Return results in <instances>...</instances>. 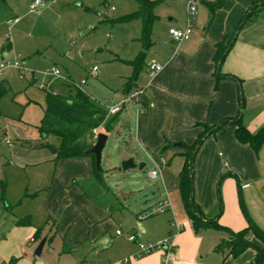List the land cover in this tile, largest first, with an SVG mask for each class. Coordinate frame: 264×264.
<instances>
[{
    "label": "rangeland",
    "instance_id": "1",
    "mask_svg": "<svg viewBox=\"0 0 264 264\" xmlns=\"http://www.w3.org/2000/svg\"><path fill=\"white\" fill-rule=\"evenodd\" d=\"M187 2L161 0L154 10L159 18L153 25V32L158 23L164 24L171 17L183 15ZM4 3L6 7L0 6V60L18 61L22 69L7 67L0 73V83H4L7 89L0 99V203L6 206L4 216L0 218V232L6 231L3 227L16 218L30 219L33 226L56 232L40 256L34 253L41 240L33 242L32 251L29 250L31 264L35 261L47 264H109L125 259L131 249L138 248L126 234L116 236L111 249L88 241L87 245L74 244L85 233L83 216L76 210L78 207L68 204L71 198L68 193H74V190L68 191L69 186L74 184L82 193H88L94 201L107 207L106 214L115 223L111 230L113 237L116 228L125 231L141 222L143 227L147 223L149 231V237L145 236L143 241L159 242L172 235L169 231L171 221L178 222L186 225L179 233L181 237L192 229L193 237L201 240V249L208 263L218 255L210 249L211 242L223 238L217 247L224 245L222 250H218L224 251L220 253V261L223 262V255L230 252L225 246L229 233L219 228L209 232L205 228L207 231L201 229L202 232L196 233L183 202L180 175L187 159V147L171 144L163 151H145L136 140L137 112L131 103H127L119 122L114 123L111 130L102 125L91 139L94 145L98 133L108 135L102 153L103 181L89 174L81 162H74L82 161V158L56 160L51 147L41 146H58L61 142L58 135L42 136L39 131L46 90L66 95L70 86H78L107 106L119 102L125 95L122 88L133 75L134 68L122 59L132 60L142 49L139 38L143 21L124 22L118 21V18L136 11L138 2L43 0L36 10H31L32 0H0V5L4 6ZM14 16L21 17V21L9 25L7 19ZM95 66L98 71L93 70ZM56 69L60 70V74H55ZM143 78L144 71L138 81L140 86L146 84ZM85 79L87 83L82 84ZM241 88L245 98L242 82ZM231 136L221 134L219 137L216 132V138L206 147L210 156L219 162L216 168L221 169L215 182L216 195L221 196L223 206L229 211L227 216L234 222L240 214L250 224L249 216L254 222L257 219L263 225L256 221L257 226L264 231V145L259 151L252 149L254 165L248 166L258 174V179H242L232 173L235 171L228 158L232 151ZM148 154L158 161L161 157L166 160L161 163V174L157 179L147 174L155 167ZM129 158H133L137 166L124 171L121 164ZM141 162L146 163L143 169L139 168ZM246 182H249L247 186H243ZM166 200L170 202L169 208L140 222L137 220L139 212L158 207ZM65 209L66 219L62 221ZM67 222L73 227L69 229ZM249 231L264 242L253 230ZM177 233L174 232L173 236ZM178 238L176 244L180 247ZM63 247L69 252L63 253ZM191 249L192 246L188 247L189 251ZM23 250L28 251L25 247ZM154 252H162L164 257L163 251Z\"/></svg>",
    "mask_w": 264,
    "mask_h": 264
},
{
    "label": "crops",
    "instance_id": "2",
    "mask_svg": "<svg viewBox=\"0 0 264 264\" xmlns=\"http://www.w3.org/2000/svg\"><path fill=\"white\" fill-rule=\"evenodd\" d=\"M255 1L262 0H226L213 17L211 5L205 0L200 1L192 35L182 42H175L169 34V29L185 27L187 5L183 15L171 17L166 23L156 25L155 33H152L153 45L146 58L147 66L143 78L146 84L144 86L138 84L139 87L144 88L142 101L146 111L143 114L137 113L136 140L145 151L146 149L163 151L171 144L182 148L187 147L189 150L200 133L204 131V123L213 126L226 118L236 117L240 111L243 123L251 132L258 131L264 125V7L252 21L247 22L241 28L219 70L215 61L217 43L230 40L239 22ZM0 6L6 7L7 5L4 3V6ZM14 17L7 19V23ZM19 22L8 24L13 25ZM7 47L9 48V45ZM152 62L160 63L163 68L152 79H147L146 71ZM220 73L234 74L241 79L245 93L243 105H241L238 92L241 87L239 81L232 77H223ZM0 85L4 86V83ZM214 134L207 136L196 147L192 174L194 200L200 207L204 219H216L219 224L233 231H240L249 226L248 222L242 219L240 214L235 222L228 217L227 207L223 206L221 196L216 195L215 182L221 174V169L216 168L219 162L217 163L210 156L209 149L206 148L208 143L217 137V135L214 137ZM217 134L219 137L221 134L232 135L230 137L232 151L228 155L235 171L232 173L242 179L257 180L258 174L248 167L254 165L253 148L250 144L237 139L236 124L229 122L223 125L217 130ZM220 156L223 157L224 154L220 152ZM74 162H81L87 168L88 173L94 175L91 157H84L82 161L74 160ZM225 165L228 166L227 163ZM248 183H244L243 186H247ZM71 190H74V193H68L71 195L68 204L78 207L76 210L82 214L85 225L84 235L74 244L82 246L87 245L88 242L100 243L104 248L110 247L111 249L116 242V236L119 235L117 234L119 228H116V235L113 237L111 230L115 227V223L107 216V207L94 201L88 193H82L80 188L74 184L69 186L68 191ZM221 201L222 211L220 210ZM4 208L6 211V206L0 203V218L4 216ZM65 219L66 209L62 221ZM20 220L17 218L12 220L8 226L3 227L6 231L0 232L1 264H31L29 252L32 251L33 242L36 243L46 237V246L56 233L52 229L49 232L41 230L40 238L36 239L38 228L33 226V223L32 225L19 224ZM137 220L140 222L138 216ZM256 221L259 223L257 219ZM140 223L129 226L128 229L122 231L121 235L128 236V234L136 233L142 240L145 236L149 237L147 223L144 227ZM192 223L191 219V227L195 231ZM171 225L172 228L169 231L174 237L176 260L170 264H253L256 258L257 252L254 248H248L240 255L233 256L229 247L230 252L223 255V262H221L220 253L224 251L220 252L217 249L219 241L223 239L220 238L218 242H211V247L208 246L218 254L208 263L201 249V240L193 237L192 229L187 230L186 234L181 237L179 233H182L186 225L182 224L183 228L179 232L172 221ZM66 226L70 229L73 224L67 222ZM207 229L202 231L209 232L215 228ZM174 232H178V235L173 236ZM177 238L180 239V247H177ZM246 238L264 249V242L255 237L252 231L247 232ZM190 246L192 249L189 251ZM23 247L28 251L25 252ZM68 252L63 247V253ZM11 258H17V260L10 263ZM162 259V252L141 256L138 247L131 249L129 256L125 259L109 264H162ZM34 264L47 263L35 261Z\"/></svg>",
    "mask_w": 264,
    "mask_h": 264
},
{
    "label": "trees",
    "instance_id": "3",
    "mask_svg": "<svg viewBox=\"0 0 264 264\" xmlns=\"http://www.w3.org/2000/svg\"><path fill=\"white\" fill-rule=\"evenodd\" d=\"M136 1L138 2V9L136 11L118 18V21L124 22L135 19H142L143 21L142 35L139 38L142 43V49L134 59L124 61L134 68L133 75L129 77L123 85L122 91L124 94H128L133 88L138 86L139 78L143 71L146 70V58L153 45V25L158 18L154 10L159 2H161V0ZM205 1L211 5V15L213 17L226 0ZM263 7L264 0L255 1L239 22V25L230 40L217 43L215 61L218 70L232 47L233 42L236 40L241 28L247 22L252 21L254 16H256ZM221 76L235 78L240 84L242 82L241 79L234 74H221ZM6 90L5 86L0 85V99ZM239 93L241 105H243L244 96L241 87ZM120 115L121 112L117 114H109V109L106 104L102 103L81 87L70 86L69 93L66 95L54 90H46V104L43 117L38 125L39 131L42 136H48L50 134L58 135L61 138V142L58 146L53 144H41V146L51 147L56 154V160L62 158L91 157L94 175L97 179L103 181L104 172L101 173L97 170L95 155L93 153H88L87 150L93 146L91 139L94 137V129L104 125L107 130H111L114 123L119 122ZM229 122H234L236 124V136L240 142L250 144L255 151H259L262 145H264V125L260 127L258 131L251 132L242 121L241 111L236 117L226 118L219 124L213 126L204 123V131L200 133L196 142L187 151V160L180 175L181 195L187 212L193 221L195 231L198 232L201 229L210 227L226 230L229 233L230 240L227 241L225 246L231 248L233 256L240 255L248 248H254L257 254L253 264H264V249L246 238L247 232L253 230L259 238L264 240V231L260 229L248 215L249 226L240 231H233L229 227L219 224L216 219H204L200 207L194 200L192 171L196 147L199 146L207 136L216 133L220 127ZM4 191L5 189L3 188L2 194L5 197ZM222 208L221 201V211ZM18 223L32 225L30 219H22L18 221ZM40 233L41 228H38L36 239L40 238ZM223 246L219 247L218 250H222ZM16 260L17 258H13L11 261L14 262Z\"/></svg>",
    "mask_w": 264,
    "mask_h": 264
},
{
    "label": "built area",
    "instance_id": "4",
    "mask_svg": "<svg viewBox=\"0 0 264 264\" xmlns=\"http://www.w3.org/2000/svg\"><path fill=\"white\" fill-rule=\"evenodd\" d=\"M202 0H188L187 2V13H186V23L185 27L179 28V27H171L169 29V34L171 38L175 42H182L184 40H188L193 32L194 28V20L196 19L198 15V3ZM43 0H32L31 3V10H36L37 7H39L42 4ZM21 20L20 17H14L13 19L9 20L8 23H16ZM7 67H14L19 70L22 69L20 62L18 61H6L1 60L0 61V73L4 71ZM163 66L158 62H152L148 65L147 71H146V77L147 79H152L160 70H162ZM94 71H98L99 68L97 66L94 67ZM55 74H60V70L56 69ZM82 84H86L87 80H82ZM144 93L143 87H135L133 88L128 94H125L119 102L108 106L109 114H117L122 112L123 109L126 108L127 103H131V106L136 109V112L138 114H143L146 109L144 106V103L142 101V94ZM95 134L97 133V128L94 129ZM149 155V154H148ZM149 158L151 159L152 163L154 164V168L149 169L147 174L152 179H157L159 175L161 174V163H165V159L161 158L160 161L156 160L152 156L149 155ZM170 202L168 200L164 201V203H160L158 207H153L150 209L142 210L138 214L139 220H144L157 212H162L165 209L169 208ZM173 225L177 227V231H181L183 228V225L178 222H172ZM123 232L119 229L117 230V234H122ZM128 239L130 241H133L137 243L140 255H149L153 253L156 250H161L164 252V257L162 259V264H168L169 262H173L176 260L175 255V242L172 237H168L167 239H164L159 242H144L140 235L136 233L128 234Z\"/></svg>",
    "mask_w": 264,
    "mask_h": 264
},
{
    "label": "water",
    "instance_id": "5",
    "mask_svg": "<svg viewBox=\"0 0 264 264\" xmlns=\"http://www.w3.org/2000/svg\"><path fill=\"white\" fill-rule=\"evenodd\" d=\"M107 140H108V135L106 133H102V132L98 133L96 143L87 150L88 153H93L95 155L96 168L101 173L104 172L102 168V153H103V149L106 146ZM136 166L137 164L135 163L133 158L124 160L121 164V167L124 171L131 169V168H135ZM145 166H146V163L141 162L139 165V168L143 169ZM46 241H47L46 237L41 239L40 243L38 244L35 250V254L37 256H40L42 254Z\"/></svg>",
    "mask_w": 264,
    "mask_h": 264
}]
</instances>
